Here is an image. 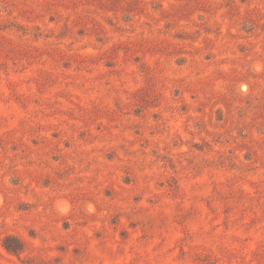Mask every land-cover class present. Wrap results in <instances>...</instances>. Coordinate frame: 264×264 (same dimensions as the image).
I'll list each match as a JSON object with an SVG mask.
<instances>
[{
  "label": "rangeland",
  "instance_id": "rangeland-1",
  "mask_svg": "<svg viewBox=\"0 0 264 264\" xmlns=\"http://www.w3.org/2000/svg\"><path fill=\"white\" fill-rule=\"evenodd\" d=\"M0 264H264V0H0Z\"/></svg>",
  "mask_w": 264,
  "mask_h": 264
}]
</instances>
